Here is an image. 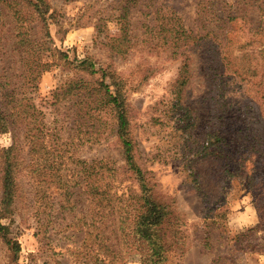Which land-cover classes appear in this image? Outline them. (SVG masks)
Here are the masks:
<instances>
[{
	"label": "rangeland",
	"instance_id": "rangeland-1",
	"mask_svg": "<svg viewBox=\"0 0 264 264\" xmlns=\"http://www.w3.org/2000/svg\"><path fill=\"white\" fill-rule=\"evenodd\" d=\"M44 1V29L23 11L45 64L30 91L4 13L0 81L27 91L34 108L16 132L0 264H84L81 243L101 238L110 256L140 264L145 244L120 221L132 219L139 193L163 206V264H264V230L239 235L257 224L253 194L264 190V0H242L234 20L226 18L235 0ZM105 91L125 114L121 138ZM32 128L50 163L31 151ZM11 145V133H0V148ZM98 185L115 198L100 214L87 199Z\"/></svg>",
	"mask_w": 264,
	"mask_h": 264
},
{
	"label": "trees",
	"instance_id": "trees-1",
	"mask_svg": "<svg viewBox=\"0 0 264 264\" xmlns=\"http://www.w3.org/2000/svg\"><path fill=\"white\" fill-rule=\"evenodd\" d=\"M242 0H235L232 4L233 10H228V16L226 20H234L237 18V13L241 12V8L245 6ZM235 6V7H234ZM31 8L34 12V19H37V24H41L42 28H45V1L44 0H0V53L3 49V39L4 32L7 22L4 19V13L6 12L10 17L15 21L14 37L16 38V44L18 45L21 55H22V64H23V75L24 78H27L23 82V86L30 91L31 89L36 88L34 83L37 77L40 75L41 71L45 70V64H41L37 55L35 57V49L33 50L34 42L31 41L28 37V29H25V25L22 20L24 19L23 11L24 9ZM245 10V9H244ZM234 11V15L231 14ZM241 21H244V16L242 14ZM247 23V21H245ZM259 29V28H258ZM192 39L197 42V37L192 36ZM32 49V50H31ZM37 50V49H36ZM246 61L248 60L246 58ZM25 66V67H24ZM31 69L33 71H31ZM34 73V74H33ZM229 76L230 74H226ZM28 85V86H27ZM16 88H11V85L6 84L3 81H0V133H11L12 135V145L8 148H0V214L3 215L8 211V208L12 202V199L15 196L16 188V180H17V154L16 150L18 147V138L16 137V132L18 131V124L22 125L23 121L27 116L31 117L33 114L30 112L31 108H34L31 103V97L27 95V91L25 93H21V96H18L16 93ZM20 93V92H19ZM18 96V97H17ZM28 96V97H27ZM104 99L106 100V104L111 105L113 108L117 109V123H118V132L120 133V138L122 137V130L125 128L127 124V120L124 112L119 110L118 101L116 97H112L108 91L104 92ZM112 108V110H113ZM36 128V127H35ZM35 128H32V152L40 158V161L45 164L48 160H45V137L43 138L41 133L36 134ZM25 137V136H24ZM24 140V138H23ZM124 146V155L127 163L133 167L132 164V156L129 153L131 146L130 143L123 140ZM15 150V152H14ZM58 154H61L59 152ZM78 165H81L83 172V179L85 180V171L89 173V168H87V163L83 161H78ZM45 167V166H44ZM60 166L54 171L50 172L51 175L55 177L58 176L57 172L60 171ZM16 171V172H15ZM138 171V170H137ZM88 175V174H87ZM89 176V175H88ZM257 176V178H256ZM250 178L249 187L256 189L258 183L260 184L259 175H256ZM110 182H106V186H110ZM99 185L92 188V191H89L87 194V199L89 201V205L93 209L98 208V212L95 213L100 214L104 210H107L108 206H113L114 196H110L104 189L99 190ZM254 193V190H253ZM123 195V194H121ZM264 190L258 189L256 194H253V203L257 211L258 222L257 224L241 232L239 235L241 237L250 236L255 233L256 230H264ZM101 211V212H100ZM96 214V215H97ZM105 214H108L106 211ZM132 219L124 218L120 220L123 226L121 228L124 229L125 225L128 227L133 226V231L138 236V239L145 244L146 254L144 258L140 261V264H163L166 260V249L164 244L162 243V239L158 234L159 226L163 224V220L165 217V212L163 206L156 203L149 195L147 194H136V201L133 203V213ZM102 219H99L100 225H104V221L101 222ZM6 228L0 224V233L3 236H6ZM6 239V237H5ZM7 244H10V240H6ZM90 244L84 242L81 243L84 257H88L87 260L84 261V264H123L121 260H117L114 255L113 258L111 255L112 250H110L107 244V238H101L94 246L93 240L89 242ZM11 250L14 252V244H11ZM100 253L102 256H100ZM110 254V255H109ZM218 260V258H217ZM122 262V263H120ZM125 264V263H124Z\"/></svg>",
	"mask_w": 264,
	"mask_h": 264
}]
</instances>
